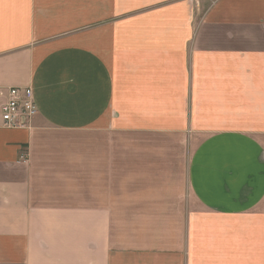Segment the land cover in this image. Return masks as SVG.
<instances>
[{"label":"crops","instance_id":"obj_1","mask_svg":"<svg viewBox=\"0 0 264 264\" xmlns=\"http://www.w3.org/2000/svg\"><path fill=\"white\" fill-rule=\"evenodd\" d=\"M0 264H264V0H0Z\"/></svg>","mask_w":264,"mask_h":264},{"label":"built area","instance_id":"obj_2","mask_svg":"<svg viewBox=\"0 0 264 264\" xmlns=\"http://www.w3.org/2000/svg\"><path fill=\"white\" fill-rule=\"evenodd\" d=\"M37 114L30 88H4L0 86V126L28 128Z\"/></svg>","mask_w":264,"mask_h":264}]
</instances>
